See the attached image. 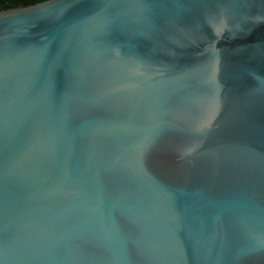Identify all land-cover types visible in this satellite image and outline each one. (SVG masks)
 <instances>
[{
    "label": "water",
    "instance_id": "obj_1",
    "mask_svg": "<svg viewBox=\"0 0 264 264\" xmlns=\"http://www.w3.org/2000/svg\"><path fill=\"white\" fill-rule=\"evenodd\" d=\"M37 5L0 11V264H264V0Z\"/></svg>",
    "mask_w": 264,
    "mask_h": 264
},
{
    "label": "trees",
    "instance_id": "obj_2",
    "mask_svg": "<svg viewBox=\"0 0 264 264\" xmlns=\"http://www.w3.org/2000/svg\"><path fill=\"white\" fill-rule=\"evenodd\" d=\"M48 0H0V11L14 9V8H23L28 6H33L40 4Z\"/></svg>",
    "mask_w": 264,
    "mask_h": 264
},
{
    "label": "snow or ice",
    "instance_id": "obj_3",
    "mask_svg": "<svg viewBox=\"0 0 264 264\" xmlns=\"http://www.w3.org/2000/svg\"><path fill=\"white\" fill-rule=\"evenodd\" d=\"M52 0H50L49 4L47 5H37L34 8H30L24 12L17 13L16 15H22V16H27V15H33V14H38L39 12L45 10L46 8L51 6Z\"/></svg>",
    "mask_w": 264,
    "mask_h": 264
}]
</instances>
